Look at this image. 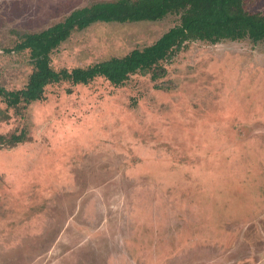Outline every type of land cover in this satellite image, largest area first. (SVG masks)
Here are the masks:
<instances>
[{
  "label": "rangeland",
  "instance_id": "obj_1",
  "mask_svg": "<svg viewBox=\"0 0 264 264\" xmlns=\"http://www.w3.org/2000/svg\"><path fill=\"white\" fill-rule=\"evenodd\" d=\"M107 1L0 0V87L29 81L24 35ZM180 21L93 24L51 66L124 57ZM160 65L120 86L52 84L26 106L0 98V264H264V42L191 41Z\"/></svg>",
  "mask_w": 264,
  "mask_h": 264
},
{
  "label": "trees",
  "instance_id": "obj_2",
  "mask_svg": "<svg viewBox=\"0 0 264 264\" xmlns=\"http://www.w3.org/2000/svg\"><path fill=\"white\" fill-rule=\"evenodd\" d=\"M171 14L180 15V24L171 28L154 44L135 49L124 57L72 70H55L51 54L68 40L75 31L96 23H125L159 21ZM250 39L264 42V14L250 13L244 0H117L97 2L74 9L64 20L37 32L26 34L13 48L28 52L33 71L27 85L9 91L0 87V98L10 108L26 106L45 97L49 85L68 81L87 85L96 78H104L112 85L124 84L136 73H153V78L164 76L160 64L173 57L188 42L204 41L216 44L225 40ZM26 140L21 133L8 141L15 146Z\"/></svg>",
  "mask_w": 264,
  "mask_h": 264
}]
</instances>
